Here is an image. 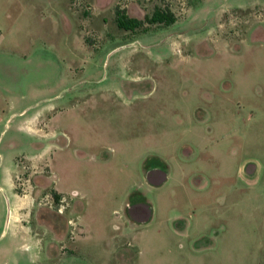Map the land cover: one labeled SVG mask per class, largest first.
Segmentation results:
<instances>
[{
    "label": "rangeland",
    "instance_id": "374dc122",
    "mask_svg": "<svg viewBox=\"0 0 264 264\" xmlns=\"http://www.w3.org/2000/svg\"><path fill=\"white\" fill-rule=\"evenodd\" d=\"M0 42V264H264V0H0Z\"/></svg>",
    "mask_w": 264,
    "mask_h": 264
},
{
    "label": "crops",
    "instance_id": "0c3cea01",
    "mask_svg": "<svg viewBox=\"0 0 264 264\" xmlns=\"http://www.w3.org/2000/svg\"><path fill=\"white\" fill-rule=\"evenodd\" d=\"M44 12H42V16H43ZM249 41L247 39H245V44L246 47L248 46ZM4 47V45H2V43L0 42V48ZM9 94V102H8V106H10V108H19V109H15L11 112V115H21L23 113H25V111L27 110L28 106H24L23 105V94H18V93H13L12 91L8 93ZM36 119V115L35 113L29 115L28 117H26L23 121L25 122V126L27 128H29L30 130L35 129L34 127V120ZM23 126V125H22ZM2 133V132H1ZM8 164L3 165V173L8 172ZM2 166V165H1ZM145 178H147V181L149 183H151L154 186L157 187H161L163 186L166 181L168 180V178L170 177L169 172L167 170H165L164 168L158 166V165H153L152 167H150L149 169L145 170ZM151 185V186H152ZM134 189V188H133ZM17 194L16 191L13 187L9 186V184H5V183H0V207L2 208V211H0V218L3 217L4 222H5V226L8 225L9 221L12 223L14 221V214L16 209L18 208H22L23 206V201L22 200H18L16 198ZM19 196V195H18ZM146 199V198H145ZM147 202H150L148 199H146ZM32 204V202H30V205ZM135 206L133 212L136 215V220L140 221V222H145L149 219L148 218H144L145 217V212L147 211L146 207H145V203L143 201H135ZM7 207V211L5 212V208ZM149 207V206H148ZM3 212V213H2ZM151 206H150V213L149 215H151ZM4 233V228L1 230L0 235ZM13 234H16L15 230H13L12 232Z\"/></svg>",
    "mask_w": 264,
    "mask_h": 264
},
{
    "label": "trees",
    "instance_id": "16d2710c",
    "mask_svg": "<svg viewBox=\"0 0 264 264\" xmlns=\"http://www.w3.org/2000/svg\"><path fill=\"white\" fill-rule=\"evenodd\" d=\"M115 21L118 27L125 29H134L141 26L144 23L143 19L129 16L124 9H120L119 6L115 9ZM176 19L175 14L170 9H163L156 7L150 16L146 15V21L159 22L163 24H170ZM58 198L59 194L55 193Z\"/></svg>",
    "mask_w": 264,
    "mask_h": 264
}]
</instances>
